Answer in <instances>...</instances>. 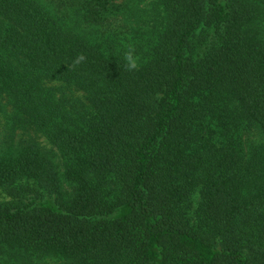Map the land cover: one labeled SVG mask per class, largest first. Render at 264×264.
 I'll list each match as a JSON object with an SVG mask.
<instances>
[{
	"label": "trees",
	"instance_id": "16d2710c",
	"mask_svg": "<svg viewBox=\"0 0 264 264\" xmlns=\"http://www.w3.org/2000/svg\"><path fill=\"white\" fill-rule=\"evenodd\" d=\"M0 264H264V0H0Z\"/></svg>",
	"mask_w": 264,
	"mask_h": 264
},
{
	"label": "clouds",
	"instance_id": "9594fccd",
	"mask_svg": "<svg viewBox=\"0 0 264 264\" xmlns=\"http://www.w3.org/2000/svg\"><path fill=\"white\" fill-rule=\"evenodd\" d=\"M124 59L126 61L125 67L127 68L128 71H135V70L138 69L139 64H138L137 58L135 57L134 52L132 50H129L125 54ZM84 60H85V57L84 56H80L77 59L76 63L79 64V63H81Z\"/></svg>",
	"mask_w": 264,
	"mask_h": 264
},
{
	"label": "rangeland",
	"instance_id": "374dc122",
	"mask_svg": "<svg viewBox=\"0 0 264 264\" xmlns=\"http://www.w3.org/2000/svg\"><path fill=\"white\" fill-rule=\"evenodd\" d=\"M252 137H253V139H255V138H257V135L256 134L255 135L253 134Z\"/></svg>",
	"mask_w": 264,
	"mask_h": 264
}]
</instances>
